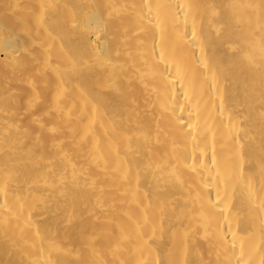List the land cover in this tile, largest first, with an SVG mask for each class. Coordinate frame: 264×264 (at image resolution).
I'll list each match as a JSON object with an SVG mask.
<instances>
[{"label":"bare ground","instance_id":"1","mask_svg":"<svg viewBox=\"0 0 264 264\" xmlns=\"http://www.w3.org/2000/svg\"><path fill=\"white\" fill-rule=\"evenodd\" d=\"M0 264H264V0H0Z\"/></svg>","mask_w":264,"mask_h":264}]
</instances>
